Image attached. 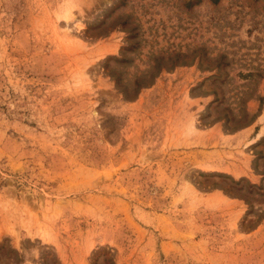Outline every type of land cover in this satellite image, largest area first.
I'll use <instances>...</instances> for the list:
<instances>
[{"label":"rangeland","instance_id":"obj_1","mask_svg":"<svg viewBox=\"0 0 264 264\" xmlns=\"http://www.w3.org/2000/svg\"><path fill=\"white\" fill-rule=\"evenodd\" d=\"M0 264H264V0H0Z\"/></svg>","mask_w":264,"mask_h":264}]
</instances>
